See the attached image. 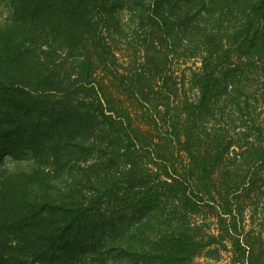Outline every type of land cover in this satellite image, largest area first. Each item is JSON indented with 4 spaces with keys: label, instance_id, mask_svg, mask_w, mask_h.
I'll return each mask as SVG.
<instances>
[{
    "label": "trees",
    "instance_id": "obj_1",
    "mask_svg": "<svg viewBox=\"0 0 264 264\" xmlns=\"http://www.w3.org/2000/svg\"><path fill=\"white\" fill-rule=\"evenodd\" d=\"M229 1H16L0 264H264V0Z\"/></svg>",
    "mask_w": 264,
    "mask_h": 264
},
{
    "label": "rangeland",
    "instance_id": "obj_2",
    "mask_svg": "<svg viewBox=\"0 0 264 264\" xmlns=\"http://www.w3.org/2000/svg\"><path fill=\"white\" fill-rule=\"evenodd\" d=\"M16 1L18 2V0H0V25H7L9 23L14 24L13 22L15 21L14 6L17 3ZM234 2L235 1L224 0V2L222 3L223 6H225L226 10L229 8L230 11L231 10L233 11V13L229 15V18L232 20V22L233 21L235 22L236 20V16H237L236 10L238 9L239 6ZM245 6L248 7L249 4H245ZM236 23H238V21ZM60 37L61 36L59 35L55 36L52 41L56 42L57 44ZM25 47H27L30 50H34L33 48L34 46L33 45L31 46L30 43H28ZM44 48L46 49V53L43 56L48 57L47 61H52L54 63L51 65H55V68L57 67L58 69L60 68L63 70H67L69 68L68 64L69 62H71L70 60L71 58H69L71 56L70 50L65 49L64 52L62 51L53 52V50L47 46H45ZM189 65H193V60L189 61ZM197 65H200V61L197 62ZM49 68L51 69L52 66H49ZM35 166H36L35 162L31 158L13 159L11 157H7L3 167L7 168L8 172L11 171V172L21 173V172H31ZM198 261L202 263L207 262V260H205L204 258H200Z\"/></svg>",
    "mask_w": 264,
    "mask_h": 264
}]
</instances>
